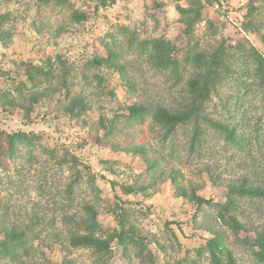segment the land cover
I'll return each mask as SVG.
<instances>
[{
    "label": "rangeland",
    "instance_id": "374dc122",
    "mask_svg": "<svg viewBox=\"0 0 264 264\" xmlns=\"http://www.w3.org/2000/svg\"><path fill=\"white\" fill-rule=\"evenodd\" d=\"M38 1L0 0V93L47 87V80L27 83L26 72L35 75L37 67L55 75L53 86L62 92L30 106L26 121L24 110H0V130L36 135L34 147L21 148L18 161L0 169V202L16 198L17 226L33 231L32 254L44 256L41 264H227L224 252L214 250L217 260L210 255L208 244L217 232L236 264H264L253 247L264 223V201L229 194L227 187L238 184L234 176L248 177L264 166V92L255 89L226 109L219 99L207 105L211 117L237 126L243 144L225 142L202 123L205 131L191 150L186 128L168 132L149 111L128 117L134 105L176 106L191 72L187 64L179 80L152 67L146 56L153 40L171 43L181 72L191 52H211L219 43L229 55L254 49L264 58V0ZM74 12L83 18L75 21ZM109 52L125 71L92 65ZM229 85L223 100L234 91ZM65 90L72 92L69 101ZM76 95L87 106L79 116L78 109H65ZM60 150L81 165L78 182L76 171L56 162ZM9 181L17 183L14 191ZM84 204L93 207L95 236L109 241V254L89 247L64 250L61 239L54 242L66 230L55 218ZM13 214L7 212L6 224Z\"/></svg>",
    "mask_w": 264,
    "mask_h": 264
},
{
    "label": "trees",
    "instance_id": "16d2710c",
    "mask_svg": "<svg viewBox=\"0 0 264 264\" xmlns=\"http://www.w3.org/2000/svg\"><path fill=\"white\" fill-rule=\"evenodd\" d=\"M53 0H39V3L49 4ZM74 20L79 21L83 18L82 13L74 12ZM219 43L216 48L211 52L205 51L206 49L191 52L192 55L189 59H183L182 65L185 66L182 72L179 70V61L174 56V49L171 43L167 40L156 39L149 42L147 47L146 61L150 65L158 70L169 71L175 78L182 77L183 73H187V64L191 68L190 74H188L187 81L179 88L177 92L176 106H166L157 104L153 107H145L144 105H134L128 108V117L141 118L149 111V115L155 122H159L163 128H166L168 132H174L177 128H186L190 132L192 140L191 150L195 149V143L200 141V135L203 133L202 123H205L212 130H216L218 133L224 136V141H239L240 144L244 143L241 136H237V126H229L225 122L214 119L207 113V105L211 104L214 99H219L221 105L226 109L231 107L229 101L239 100L245 96L254 93L255 89L260 90V93L264 92V58L254 49L245 50L240 55H229L230 50ZM114 53L109 52L107 58H94L92 65L98 67L108 66L111 69L118 71L126 70L125 65H118L114 60ZM48 64V63H47ZM46 64V66H47ZM35 75L32 72H26L25 78L30 86H34L36 80L49 82L47 87H43L39 90L35 88L27 91L19 92H1L0 93V110L1 113H6L12 109L24 110V119L30 118L33 108L43 100L51 98L53 95L61 94V90L53 86V82L56 79L55 75L51 73H45L43 67H37L35 69ZM48 76H52L48 79ZM67 74L62 76V84L67 83ZM234 89L231 96L227 99L224 98V89L227 87ZM58 86H62L58 84ZM61 92V93H59ZM64 100L69 101L71 99V90H65ZM23 94V95H22ZM264 95V93H263ZM70 105L65 107L68 114H74L73 112L78 109V113L75 116H79L82 111L86 110V102L83 97L76 95L69 102ZM24 124L23 126H26ZM241 137V138H240ZM244 139V138H243ZM36 135L34 133H25L21 130L15 132H6L0 130V169L7 168L17 162L19 159L18 152L21 148L34 147V141ZM236 143L235 145H240ZM138 151H143L139 149ZM58 151L55 149L51 151L50 156H55ZM64 152L61 155V159L58 158L56 162L67 165L69 171H76L74 182L79 181L80 168L78 160L71 154ZM31 153V152H30ZM57 159V158H55ZM177 176H175L176 178ZM211 177V176H210ZM233 177V176H232ZM173 179L174 181L176 179ZM238 180V184L228 185L229 194H234L242 197H248L250 199H259L264 201V166L260 167V170L252 174L251 176H234V181ZM19 185H22L19 183ZM9 186L13 189L17 186L14 181H9ZM230 205H233L232 199L229 196ZM16 198L9 200L5 203L0 202V264H5L6 261L18 262L23 264H41L44 261V256L38 257L37 254H32L33 239L31 234L20 230L17 226L20 222V218L15 215L17 204ZM72 203V202H71ZM4 210V212H3ZM14 212V221L11 224L7 223V212ZM96 213L89 204H84L81 208L67 217H56L55 222L61 223L65 226L64 233L54 235V242L58 243V238L61 239L64 250L67 248H95L98 254H109V241L101 237L95 236L97 231ZM233 219V218H232ZM28 225L34 224L31 220H26ZM233 224L237 229H244L237 221L233 219ZM22 225V224H21ZM10 227V229L8 228ZM62 235V236H61ZM215 238L208 244L210 255L212 259H218L214 250L222 251L226 254L227 264H236L234 262L233 255L222 248V240L219 233H214ZM63 237V238H62ZM253 247H257L259 250V256L264 259V223L260 226V231L257 232L256 238L253 241ZM67 247H66V246ZM18 249H23V253H19ZM257 254V255H258ZM104 257V256H103Z\"/></svg>",
    "mask_w": 264,
    "mask_h": 264
}]
</instances>
